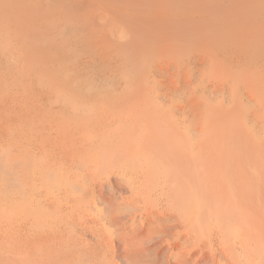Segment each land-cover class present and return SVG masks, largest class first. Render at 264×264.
<instances>
[{
	"label": "bare ground",
	"instance_id": "1",
	"mask_svg": "<svg viewBox=\"0 0 264 264\" xmlns=\"http://www.w3.org/2000/svg\"><path fill=\"white\" fill-rule=\"evenodd\" d=\"M45 1L0 0L1 31L7 40L16 42L25 51L26 61L21 63L26 62V68L33 62L36 47L34 43L37 41L36 24L48 20L47 10L51 8L42 7ZM198 2L200 4L199 0ZM165 3L167 2L158 5L161 6V11L167 13L163 12L165 18L170 17L169 20L174 26L178 0ZM259 4L261 7L262 3ZM262 7L258 11L263 12ZM242 8L243 5L240 9ZM257 13L258 16L261 15L260 11ZM260 18L257 20L259 31L255 32V28L254 35L250 30L253 28H250L247 32H251H246V35L253 33V36H257L260 48L264 50V14ZM255 24L252 25L256 27ZM156 34L164 35L160 32ZM254 41H257L256 38ZM24 66L23 64L22 69ZM258 77L255 78L260 80V86L258 83L257 86L261 91L256 103L259 110L253 117L250 115L251 125L245 123L249 121L240 119L236 133H233L231 124H228L229 132L226 130L228 143L222 172L223 183L219 185L220 194L211 192L213 177L209 167L210 157L208 158L204 150L196 152L183 146L188 149L184 152L174 143L177 137L186 133H180V118L170 108L155 102L152 104L150 101H145L146 107L142 106L147 109L144 110L145 115L135 114L137 118H145L134 120L132 116H125L127 118L124 120L123 114L126 112L118 117L114 115L113 119L121 123V127L128 125L127 132H134L124 135L127 138H114L111 141L113 137H107L110 139L108 141L106 138L98 139L99 136L93 138L94 135H91L92 138L80 139L70 135V127L73 126L65 128L67 131L68 128L71 130L65 131V169L58 165L40 166L29 151L14 153V159L6 157L3 166L5 176L2 179L5 195L2 214H5V220L1 228L0 264H116L115 258L119 250L123 252L121 257L125 264H131L133 259L135 264H141L150 258H155L157 264H264V74ZM251 81H254L253 78ZM127 99L129 100L128 97ZM81 101L78 99L76 102ZM137 102L132 105L125 103L124 107L133 106L134 103L135 106ZM71 103L75 105L72 101ZM89 108L88 111L92 113L94 110ZM91 113L88 112L89 118L95 123L103 116L95 111ZM82 120L84 119H74L80 123ZM66 121L67 119L65 123ZM79 127L82 128L81 125ZM85 132L83 129V133ZM243 139L246 142L242 143ZM234 140L238 143H234ZM80 156L83 157L81 160ZM120 164L124 170L116 168ZM10 165L16 167H12L11 175ZM113 176L121 178L118 186L112 181ZM62 184L65 188L55 186ZM55 187L62 188L61 193L65 191V197L53 199L50 205L48 196ZM124 192H129L130 196H123ZM52 205L55 209L50 208ZM102 205L106 208H101ZM10 208L17 215L15 218L8 217ZM64 209L65 231H57V228H53L56 230L52 232L40 229V221L49 222L47 218L51 217V213L63 215ZM23 215L26 216L25 219L19 218ZM106 224L116 229L117 240L111 235L100 234V228ZM90 234L94 236V242L87 239ZM165 235H169L171 239L160 240L159 237Z\"/></svg>",
	"mask_w": 264,
	"mask_h": 264
},
{
	"label": "rangeland",
	"instance_id": "2",
	"mask_svg": "<svg viewBox=\"0 0 264 264\" xmlns=\"http://www.w3.org/2000/svg\"><path fill=\"white\" fill-rule=\"evenodd\" d=\"M199 1L200 4L198 0H178V13L175 15L177 19L173 26L170 17L165 18V11H161L160 6L163 2L171 3V0H46L45 6L42 7L51 8L47 10V24H36L37 41L35 38L33 62L27 68L26 62L23 63V69L21 62L26 61L25 51L16 42L7 40L0 27V251L1 228L5 220V214H2L5 197L2 179L5 176L3 166L6 157L14 159V153L29 151L40 166L58 165L65 169V128L73 126L70 127L72 131L68 128L70 135L80 139H88L91 135H94L93 138L99 136L98 139L103 137L104 140L113 137L111 141L120 137L127 138L134 132H127L128 125L122 124L125 128L121 127V123L113 119L114 115L118 117L122 112H126L123 114L124 120L131 116L136 120L138 115L147 111L144 108L149 101L170 108L180 118V133H186L177 137L174 143L184 152L188 149L196 152L204 150L208 158L210 157L209 167L213 177L211 192L220 194L219 185L223 183L222 172L228 143V124L232 125L233 133H236L240 119L249 121L245 123L250 126L253 114L259 110L256 104L261 91L258 89V76L264 74V50L260 48L259 38L253 36V33L246 35V32L250 28H253L250 29L252 31L255 28V32L259 31L257 20L264 11L259 10V16L257 12L264 6V1ZM258 1L262 3L261 7ZM242 5L243 8L240 9ZM251 21L257 26L254 27ZM247 22L250 23L245 24ZM194 29L196 30L193 31ZM197 31L200 34H196ZM157 32L164 35L156 34ZM147 33L149 35H146ZM253 37L257 41H254ZM256 76L259 79L255 78ZM251 78L254 81H251ZM68 99L75 105H71ZM78 99L82 101L76 102ZM134 100L138 102L131 106ZM125 101H130L127 103L131 104V107H124ZM88 108L106 116H102L96 124L89 118L88 112L91 111H88ZM73 111L78 112L75 114ZM103 111L104 113H101ZM80 117L84 119L82 124L80 121H74L81 120ZM66 119L69 126L65 123ZM83 129L86 130V135ZM236 142L237 140H234V143ZM241 142H246V139ZM81 158L83 157L80 156L79 160ZM13 166L9 167L10 175ZM116 168L124 170L121 164ZM63 180L65 184V179ZM112 181L118 186L121 178L113 176ZM62 185L55 186L65 188V185ZM55 188L51 192H54L53 195L50 193L48 196L50 205L53 199L65 197V189L61 193L62 188ZM115 189L118 190L117 187ZM123 196H130V193L124 192ZM52 207L55 209V206H50L51 209ZM9 212L10 219L17 216L12 208ZM63 213H51V217L47 218L49 222L40 221V229L52 232L56 230L53 228H57V231H65V209ZM19 218L25 219L26 216ZM115 233L116 229L110 224L100 228L101 235H111L117 240ZM159 238L171 239L169 235ZM87 239L95 241L92 234L87 236ZM122 253L119 250L115 258L116 264H125ZM222 257L225 261V257ZM133 261L135 264L134 259ZM147 263L157 264V260L150 258L141 262Z\"/></svg>",
	"mask_w": 264,
	"mask_h": 264
}]
</instances>
